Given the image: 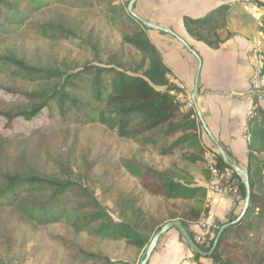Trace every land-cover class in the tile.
Wrapping results in <instances>:
<instances>
[{"label": "trees", "instance_id": "16d2710c", "mask_svg": "<svg viewBox=\"0 0 264 264\" xmlns=\"http://www.w3.org/2000/svg\"><path fill=\"white\" fill-rule=\"evenodd\" d=\"M0 0V34L15 28H25L48 40H59L75 37L74 34L58 25L39 24L29 17L43 8L55 4H64L71 8H88L93 5L102 6L110 22L119 29L123 42L131 46L138 54L133 67L128 70L118 66L87 65L78 71L66 74L62 82L48 93L28 95L34 104L27 110L17 114H3L8 122L15 117H22L29 122L41 111L48 109V123L80 124L97 123L114 132L120 138H128L142 145L156 143L152 134L171 137L182 133L160 153L164 156H180L196 166L202 165L199 155L203 152L199 145L197 121L193 109L181 112V103L177 94L182 91L169 83V68L164 64L161 54L151 42L146 28L141 24L129 25L131 19L118 0ZM228 6L223 5L211 10L201 18H183L186 32L194 39L203 41L216 48L222 42L218 30L225 28ZM264 31V30H263ZM0 71H8L11 75H21L31 80H52L58 77L54 71L36 70L25 66L22 61L13 58L0 61ZM52 106L57 111L53 113ZM250 139L248 142V164L246 172L249 178V203L241 219L234 227L245 228L251 234L260 231L258 215L264 218V194L259 193L264 180V108L256 107L248 122ZM220 168L228 167L217 156ZM129 174L138 180L140 187L150 196L162 202V215L152 224L151 235L168 220L179 218L183 221H197L201 209L199 203L205 190L193 182V177L185 169L177 167L158 171L151 167H138L127 164ZM260 176L261 178H258ZM241 192L245 197L244 184ZM66 193L76 198V202L66 200ZM46 197L45 199H43ZM178 200H192L195 205L176 204ZM131 200H126L128 203ZM14 206L23 216L37 224L45 225L55 222H66L74 231H90L108 239L125 240L128 244L142 249L151 235H142L144 225L139 229L129 220L114 221L104 205L100 204L89 192L73 182H62L37 176H4L0 179V206ZM124 204L121 214L131 206ZM128 207V208H127ZM157 210H155L156 212ZM142 211L136 210L137 220ZM156 214V213H155ZM159 214V213H158ZM138 222V221H137ZM223 229L219 239L209 256L213 264H264V256L237 244H230L228 236L232 235L233 226ZM154 228V229H153ZM156 230V231H155ZM226 247L240 251V258L223 257ZM71 251H79V247L71 246ZM85 251V250H83ZM82 253V252H78ZM73 257L77 254L72 252ZM88 257H96L86 254ZM199 257L198 254H195ZM103 264H128L111 262L106 257H96Z\"/></svg>", "mask_w": 264, "mask_h": 264}, {"label": "rangeland", "instance_id": "374dc122", "mask_svg": "<svg viewBox=\"0 0 264 264\" xmlns=\"http://www.w3.org/2000/svg\"><path fill=\"white\" fill-rule=\"evenodd\" d=\"M116 2L130 17L128 1ZM132 11L135 13L134 5ZM130 18L129 25L140 24L132 16ZM29 20L58 25L75 37L48 40L25 28H13L0 34V61L13 58L36 70L58 73L52 80H31L0 71V179L20 175L73 182L104 205L112 220H129L136 229L144 225L142 235L150 236L152 224L149 221L153 223L165 217L161 213L162 201L148 195L125 166H148L158 171L171 167L173 160L160 151L179 135L164 137L149 133L156 143L146 146L120 138L97 123H48V109L29 122L15 117L10 123L3 115L29 109L35 100H30L28 95L50 92L66 74L84 66L117 68L118 65L130 70L138 59L137 52L123 42L119 29L110 22L102 6L74 9L55 4L31 15ZM52 108L56 114L55 106ZM258 184H262L259 193L264 194V180ZM66 200L76 202L70 193H66ZM126 200L131 201L125 203ZM124 204L131 206L121 214ZM137 209L143 214L133 221L138 218ZM258 217L259 232L251 234L233 225L228 228H232V235H228L227 230L223 238L228 236L230 244L264 256V218ZM153 236L142 249L136 250L122 239H108L87 230L76 232L64 221L40 225L23 216L14 206H0V264H103L96 258L100 256L114 263L139 264ZM71 246L80 249L71 251ZM72 252L77 256L73 257ZM239 254V250L229 247L222 252L225 258H240Z\"/></svg>", "mask_w": 264, "mask_h": 264}, {"label": "crops", "instance_id": "0c3cea01", "mask_svg": "<svg viewBox=\"0 0 264 264\" xmlns=\"http://www.w3.org/2000/svg\"><path fill=\"white\" fill-rule=\"evenodd\" d=\"M121 1L129 3L130 0ZM133 5L135 13L145 21L170 31L146 28L147 36L161 54L164 64L183 85L181 91L184 98L191 100L199 122L197 136L203 150L199 157L203 163L196 166L180 156L166 157L171 158L177 167L185 169L193 177V182L205 190L202 203H199V217L211 216L220 225V229L239 217L244 203L207 192L211 174L206 157L208 152L216 149L209 135L225 150L230 163L246 170L250 139L248 111H254L256 107L264 108V92L255 93L249 87L253 40L263 42L264 46V0H258L257 6L243 4L239 0H135ZM223 5H227L228 10L226 26L218 30L222 39L218 47L212 48L186 32L184 17L201 18ZM178 37L200 59L194 98L198 60ZM177 99L182 104L181 112L190 110H182L184 105L179 93ZM176 204L195 205L192 200H178ZM174 220H179L185 232L193 235L195 221ZM195 254L179 230L170 227L158 238L147 264H213L211 259L200 255L196 257Z\"/></svg>", "mask_w": 264, "mask_h": 264}, {"label": "built area", "instance_id": "2783aa9c", "mask_svg": "<svg viewBox=\"0 0 264 264\" xmlns=\"http://www.w3.org/2000/svg\"><path fill=\"white\" fill-rule=\"evenodd\" d=\"M243 4H251L257 6L258 0H239ZM253 57L251 60L252 73L249 77V87L252 92L264 91V46L263 42L253 40ZM169 83L182 90L183 85L171 74H167ZM182 98L183 108L192 109L191 100L184 98L183 92L179 93ZM181 109V108H180ZM253 110L248 111V120L253 115ZM246 130V128H245ZM219 152L217 149L207 153L206 163L211 174V180L207 187V192L210 194L226 196L237 203H244V197L241 192L242 178L231 168H220L217 162ZM196 228L191 236L193 242L202 250L208 251L216 236L215 232L219 227L217 222L211 216H202L193 223Z\"/></svg>", "mask_w": 264, "mask_h": 264}, {"label": "water", "instance_id": "95a60500", "mask_svg": "<svg viewBox=\"0 0 264 264\" xmlns=\"http://www.w3.org/2000/svg\"><path fill=\"white\" fill-rule=\"evenodd\" d=\"M135 2V0H130L129 3H128V6H127V11L128 13L138 22L140 23L141 25L145 26V27H148V28H154V29H158V30H164V31H167V32H170L169 30L167 29H163L161 27H158L154 24H151L147 21H145L143 18H141L140 16H138L137 14H135L133 11H132V5L133 3ZM178 40L185 46V48H187L190 52H192L197 60H198V68H197V71H196V74H195V79H194V90H193V98L196 96V93H197V79H198V75H199V66H200V59L199 57L195 54V52L189 47V45H187V43L182 40L181 38L178 37ZM194 100V99H193ZM196 113H198V109H196ZM200 118V117H199ZM201 120V119H200ZM210 138L212 139L214 145H215V148L218 150L219 152V155L222 159V161L229 167L231 168L232 170H234L241 178H242V183L244 184V190H245V197H244V205H243V211L242 213L239 215L238 218H236L235 220L229 222V223H226L225 225H223L218 231H217V234L214 238V241H213V245L212 247L208 250V251H204L202 250L201 248H199L192 240L191 236L189 234H187L185 232V230L183 229V227L181 226V222L179 220H170L168 222H165L158 230L157 232L154 234L153 236V240H152V243L150 245V247L148 248L145 256L143 257V259L140 261L139 264H147V261L149 260V257L151 255V252L153 251L156 243H157V240L158 238L161 236V234L167 229V228H170V227H175L179 230V232L182 234V236L184 237V239L186 240L187 244L189 245V247L198 255L200 256H203V257H206V256H209L218 239H219V236L222 232L223 229L227 228L228 226L230 225H233L235 224L236 222H238L246 207L248 206V203H249V195H250V187H249V178H248V174L246 171H244L242 168H240L239 166L235 165V164H232L229 162L228 160V157L225 153V150L220 146V144L211 136L209 135Z\"/></svg>", "mask_w": 264, "mask_h": 264}]
</instances>
